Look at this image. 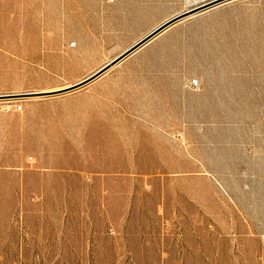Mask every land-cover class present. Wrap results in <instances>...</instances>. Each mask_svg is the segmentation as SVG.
Masks as SVG:
<instances>
[{"label": "rangeland", "instance_id": "1", "mask_svg": "<svg viewBox=\"0 0 264 264\" xmlns=\"http://www.w3.org/2000/svg\"><path fill=\"white\" fill-rule=\"evenodd\" d=\"M198 1L0 0V264H264V0L59 89Z\"/></svg>", "mask_w": 264, "mask_h": 264}, {"label": "water", "instance_id": "2", "mask_svg": "<svg viewBox=\"0 0 264 264\" xmlns=\"http://www.w3.org/2000/svg\"><path fill=\"white\" fill-rule=\"evenodd\" d=\"M227 1H229V0H209L207 2L200 4V5L194 6L190 9H186V10H184V11H182L176 15H173L169 19H166L165 21H163L161 24H159L157 27H155L153 30H151L149 33H147L145 36L140 38L138 41H136L133 45L128 47L126 50H124L118 56L113 58L111 61L107 62L100 69H98L97 71L88 75L87 77L73 83L69 87H65L63 89H60V91L61 90L69 91L72 89H76V88H79V87L91 82L92 80H94L95 78L100 76L102 73H104L106 70H108L111 66H113L114 64H116L120 60L124 59L125 57H127L128 55L133 53L134 51H136L138 48H140L141 46L146 44L149 40H151L153 37H155L158 33L162 32L163 30H165L166 28H168L172 24L176 23L177 21H179L183 18H186L192 14L199 13L205 9H210L214 6H217V5L222 4L224 2H227ZM25 94H27V93H24V92L23 93H4V94H0V98H14V97H20V96L25 95Z\"/></svg>", "mask_w": 264, "mask_h": 264}, {"label": "bare ground", "instance_id": "3", "mask_svg": "<svg viewBox=\"0 0 264 264\" xmlns=\"http://www.w3.org/2000/svg\"><path fill=\"white\" fill-rule=\"evenodd\" d=\"M199 1H200V0H199ZM199 1H198V2H199ZM201 1H202V0H201ZM201 1H200V3L197 4V5H200V4H202V3H204V2H207V1H209V0H204V1H202V2H201ZM194 2H195V1H194ZM192 5H193V4H192ZM192 5H191V6H192ZM197 5H195V6H197ZM193 6H194V5H193ZM189 9H190V8H189ZM168 19H169V18H168ZM71 85H72V84H71ZM69 86H70V85H69ZM69 86H66V87H69ZM63 88H65V87H62V88H59V89H63ZM55 90H58V89H55ZM52 91H54V90H52Z\"/></svg>", "mask_w": 264, "mask_h": 264}, {"label": "crops", "instance_id": "4", "mask_svg": "<svg viewBox=\"0 0 264 264\" xmlns=\"http://www.w3.org/2000/svg\"><path fill=\"white\" fill-rule=\"evenodd\" d=\"M138 41V40H137ZM133 45V44H132ZM130 47V46H129Z\"/></svg>", "mask_w": 264, "mask_h": 264}]
</instances>
